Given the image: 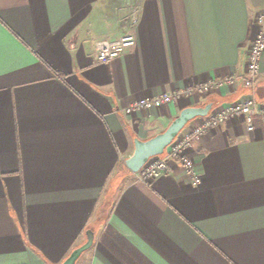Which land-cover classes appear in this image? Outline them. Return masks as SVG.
I'll use <instances>...</instances> for the list:
<instances>
[{
	"label": "crops",
	"instance_id": "crops-1",
	"mask_svg": "<svg viewBox=\"0 0 264 264\" xmlns=\"http://www.w3.org/2000/svg\"><path fill=\"white\" fill-rule=\"evenodd\" d=\"M264 0H0V264H264V119L230 118L150 183L134 140L180 112L254 98L242 79L131 114L130 103L241 75ZM133 33L110 62L96 43ZM191 121L182 132H188Z\"/></svg>",
	"mask_w": 264,
	"mask_h": 264
},
{
	"label": "built area",
	"instance_id": "built-area-1",
	"mask_svg": "<svg viewBox=\"0 0 264 264\" xmlns=\"http://www.w3.org/2000/svg\"><path fill=\"white\" fill-rule=\"evenodd\" d=\"M258 24V31L249 45L247 62L244 72L241 75L230 76L219 80H210L196 84L184 91L165 93L156 97L136 100L121 110L125 114H131L140 109H150L177 100L184 94H205L215 86L225 82L235 83L242 79L247 86L254 87L261 73V59L264 54V16L258 14L255 17ZM136 44V37L133 33H127L114 40H101L96 43L97 58L99 62L107 63L123 54ZM260 116L264 119V105L254 98L246 99L242 102H233L223 110L211 112L207 116L199 117V121L191 125L188 132H181L165 149L164 153L151 157L146 164L134 173L137 180L150 183L169 172L173 162L183 166L186 173L196 182L198 175L194 161L189 157L187 151L193 143L201 138L211 129L226 123L232 117L243 116L249 122L253 116Z\"/></svg>",
	"mask_w": 264,
	"mask_h": 264
},
{
	"label": "water",
	"instance_id": "water-1",
	"mask_svg": "<svg viewBox=\"0 0 264 264\" xmlns=\"http://www.w3.org/2000/svg\"><path fill=\"white\" fill-rule=\"evenodd\" d=\"M212 107V103H207L204 106L186 107L164 131L147 140L135 138L134 152L125 160L126 167L131 172L137 173L151 157L163 154L166 147L182 132L186 125L198 117L207 116ZM94 239V231L88 229L86 241L76 247L62 264H76L80 256L92 247Z\"/></svg>",
	"mask_w": 264,
	"mask_h": 264
}]
</instances>
